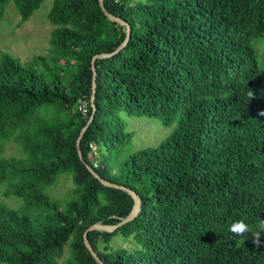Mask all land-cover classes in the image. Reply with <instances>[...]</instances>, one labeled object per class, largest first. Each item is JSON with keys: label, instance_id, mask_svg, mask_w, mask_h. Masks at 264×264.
<instances>
[{"label": "trees", "instance_id": "obj_1", "mask_svg": "<svg viewBox=\"0 0 264 264\" xmlns=\"http://www.w3.org/2000/svg\"><path fill=\"white\" fill-rule=\"evenodd\" d=\"M10 0H0V15ZM21 25L44 0H12ZM129 24L110 20L98 0H52L47 53L22 63L0 52V184L44 214L0 202V264H98L83 242L94 222L115 224L132 208L127 192L103 185L94 170L135 191L141 208L113 232L88 231L106 264H264V235L238 237L229 226L264 220V0H103ZM251 93L252 95H249ZM87 103L83 114L78 106ZM93 105L95 110L93 111ZM175 122L157 146L128 155L110 171L100 146L130 138L118 111ZM22 157L2 155L5 141ZM70 173L72 198L46 191ZM135 246L113 247L114 236Z\"/></svg>", "mask_w": 264, "mask_h": 264}, {"label": "rangeland", "instance_id": "obj_2", "mask_svg": "<svg viewBox=\"0 0 264 264\" xmlns=\"http://www.w3.org/2000/svg\"><path fill=\"white\" fill-rule=\"evenodd\" d=\"M52 0H44L40 7L34 11L28 20L21 25L19 13L12 0L8 2L2 15H0V52H6L18 58L22 63L29 61L33 56L45 54L49 48V34L53 25L47 19V13L51 7ZM123 131L130 134V138L118 147L107 149L102 143L100 146V159L104 161L107 168L114 172L118 164L126 160L128 155L140 149L157 146L166 139L175 127L163 123L160 118L152 116L129 115L124 110L118 111ZM2 155L22 157L24 153L21 147L13 140L5 141ZM99 155V154H98ZM7 182L0 184V202L21 211L36 222L45 211L39 207L27 206L21 197L15 195L4 196L3 191ZM72 182L70 173H61L56 181L47 187L48 194L61 203L72 198ZM113 247H133L135 242L131 237L123 238L121 235L114 236L111 241ZM69 255L68 245H65L63 254L57 259V264H65Z\"/></svg>", "mask_w": 264, "mask_h": 264}, {"label": "water", "instance_id": "obj_3", "mask_svg": "<svg viewBox=\"0 0 264 264\" xmlns=\"http://www.w3.org/2000/svg\"><path fill=\"white\" fill-rule=\"evenodd\" d=\"M99 6L101 8V10L104 12V14L112 21H116L119 22L120 24L125 25L126 30H125V38L124 40L112 51L110 52H102V53H98L96 55L93 56L92 61H91V69H92V80H91V87H92V94H91V102H93L94 100V96H95V91H96V68H95V59L96 58H104V57H108L116 52H118L129 40L130 37V33H131V29L129 24H127L124 20H122L120 17L113 15L112 13L108 12L103 4V0H98ZM95 110V106L93 105V111ZM92 115L89 117L88 121L86 122V124L81 128L79 135L77 136L76 139V149H77V154L79 156V159L85 164L86 168L92 173V175L97 178L103 185L109 186V187H114V188H118L121 189L125 192H127L128 194L131 195L132 199H133V205L131 210L129 211V213L121 218L117 223L115 224H107V223H102L100 221L98 222H94L91 225H89L86 230L83 232V242L86 246V248L88 249V251L90 252V254L92 255V257L96 260V262L98 264H106L104 263L101 258L99 257L98 253L94 250V248L92 247V245L90 244L88 237H87V233L88 231L91 230H98V231H103V232H113L114 230H116L118 227L122 226L123 224L133 220L135 218V216L138 214L140 208H141V199L139 197V195L133 191L132 189L125 187L123 185H119L117 183L108 181L104 178H102L95 170L92 166H90L84 159L82 156V152L80 149V141L81 138L84 134V132L86 131V129L88 128V126L90 125V122L92 120Z\"/></svg>", "mask_w": 264, "mask_h": 264}, {"label": "clouds", "instance_id": "obj_4", "mask_svg": "<svg viewBox=\"0 0 264 264\" xmlns=\"http://www.w3.org/2000/svg\"><path fill=\"white\" fill-rule=\"evenodd\" d=\"M249 95L252 94L249 93ZM256 229L257 230L252 231L249 224L243 219L235 220L229 226V231H231L234 235L243 238L248 234H251L253 242L259 244L261 242L262 235H264V220L259 221L256 225Z\"/></svg>", "mask_w": 264, "mask_h": 264}, {"label": "built area", "instance_id": "obj_5", "mask_svg": "<svg viewBox=\"0 0 264 264\" xmlns=\"http://www.w3.org/2000/svg\"><path fill=\"white\" fill-rule=\"evenodd\" d=\"M79 110L85 114L87 112V103L85 101H80V104L78 106ZM90 149H91V154L94 157V162H93V167L97 166V156H98V149H97V145L95 143H90L89 144Z\"/></svg>", "mask_w": 264, "mask_h": 264}]
</instances>
